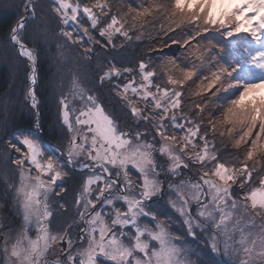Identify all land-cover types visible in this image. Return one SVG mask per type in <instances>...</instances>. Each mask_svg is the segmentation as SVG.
I'll return each instance as SVG.
<instances>
[{
  "label": "snow or ice",
  "instance_id": "snow-or-ice-1",
  "mask_svg": "<svg viewBox=\"0 0 264 264\" xmlns=\"http://www.w3.org/2000/svg\"><path fill=\"white\" fill-rule=\"evenodd\" d=\"M21 6L0 62L23 73L24 99L38 109L39 55L54 49L62 134L53 152L38 120L0 140V208L19 217L0 215V264H197L189 238L201 237L232 264H264V0ZM213 32L244 34L231 41L242 53L222 63ZM133 40L147 41L133 60L112 54ZM172 45L180 56L164 52ZM194 77L199 99H187ZM229 90L217 117L210 98ZM10 104L0 102V132ZM217 136L234 151L221 152ZM165 184L171 213L150 204Z\"/></svg>",
  "mask_w": 264,
  "mask_h": 264
},
{
  "label": "trees",
  "instance_id": "trees-1",
  "mask_svg": "<svg viewBox=\"0 0 264 264\" xmlns=\"http://www.w3.org/2000/svg\"><path fill=\"white\" fill-rule=\"evenodd\" d=\"M116 2V0H113ZM137 2H142V0H137ZM22 0H0V39H3L8 32V28L10 25L14 24L20 12H22ZM163 21H156V29H158L159 24ZM55 27V25H53ZM149 29H152L151 24H149ZM153 30V34H155V29ZM213 37L218 39L221 43H225L226 52L223 54L222 63L231 62L233 57L237 52L242 53V48L233 49L231 47V41L233 39H237L240 41V44H243L241 34L238 37H233V39L228 40L229 38L221 36L217 32H213L211 34ZM214 42H216L214 40ZM119 43V41H117ZM147 41H131L127 43V46L123 50H118L117 53H112L118 55V58H124L125 62L128 60H133L139 54H141L146 47ZM104 53H107L109 50L106 48L103 50ZM182 49H178V46L172 45L170 48H165L164 52L168 55H172L175 53L177 56H180ZM97 54L94 53V56ZM102 57V54H101ZM97 65L94 62L92 65L93 69H96ZM205 69H207V64L203 65ZM37 79L38 83L36 85L37 91V99L39 101L38 109H32L30 103L24 99L23 91L25 84L23 82V73H14L13 68L6 62H0V102H3L4 105L10 104V110L7 112V127L6 130L0 132V140L3 139H11L15 135H19L20 133H27L29 130L33 129L37 120L41 125L40 138L42 144L48 149L49 145L53 144L55 147H59L61 145V129L58 123L57 115H58V97L59 93L56 91V83H57V63L54 59V49L41 50L38 63H37ZM195 77L192 82L195 81ZM194 86L185 85V92L187 99H199L196 97H191L190 92L193 90ZM232 90H229L228 93H225L223 96L211 97L208 107L211 108L214 105H217L216 109L211 108L216 114H221L219 107H221L220 103H223L224 100H227V97L231 98ZM5 114V108L0 107V119L3 118ZM225 141L228 138H223ZM234 151V150H233ZM50 152V151H49ZM227 156V154H226ZM77 176H79V171L73 170ZM134 172V170H133ZM135 173V172H134ZM195 179V176L192 177ZM69 188L71 189V184H69ZM5 189L2 185H0V194H4ZM72 192L71 190L68 192L66 199L71 201ZM160 203V204H159ZM160 208L164 209V201L163 198L159 201ZM164 203V204H163ZM6 213L12 211L10 207H6ZM167 210V209H165ZM164 210V211H165ZM12 213V212H11ZM8 217L10 215L7 214ZM218 260V259H217ZM215 263L222 264H231L227 261H215Z\"/></svg>",
  "mask_w": 264,
  "mask_h": 264
},
{
  "label": "rangeland",
  "instance_id": "rangeland-1",
  "mask_svg": "<svg viewBox=\"0 0 264 264\" xmlns=\"http://www.w3.org/2000/svg\"><path fill=\"white\" fill-rule=\"evenodd\" d=\"M241 35V34H240ZM231 39H233V38H229L228 40H231ZM194 79V78H193ZM187 86H194L195 87V83L194 82H192V81H189L188 83H187ZM229 97H227V99H228ZM221 104V107H219L220 109H222L223 107H225L226 106V104H227V100H224L223 101V103H220ZM217 105H214L213 104V107H214V109H216L217 107H216ZM212 106H211V108H213ZM216 114V113H215ZM216 116L217 117H219L220 116V114L218 115V114H216ZM226 138H228L227 136H226ZM220 139L221 138H219L218 136H217V145L220 147V151L221 152H223L225 155L227 154H229L230 152H232L233 151V149H231V146H230V144H228V146L227 147H224V146H222V145H220ZM44 146V145H43ZM54 148H53V147ZM44 148L45 149H48V147L46 148L45 146H44ZM49 148H50V150H48V151H50V152H53L54 150H55V146L53 145V144H51V145H49ZM73 170H77L78 171V169H73ZM135 174V173H134ZM162 179H163V177H162ZM167 195H168V192H167V186H166V184H165V193H164V195L163 196H161V197H155V198H153V200L152 201H150V204L153 206V207H156V208H160V203H159V201H160V199L161 198H163V201H164V203H165V200H166V198H167ZM159 203V204H158ZM163 203V204H164ZM11 208V207H10ZM12 209V208H11ZM161 209V208H160ZM165 209H167V210H165ZM163 210H165L166 212H169V213H171V209L170 208H168L167 207V205H166V203L164 204V209ZM6 211H7V208H0V215H3V216H7V214L8 215H10V219L12 220V221H15V222H18L19 221V217H17L16 215H15V212H14V210L12 209V213L11 212H9V213H6ZM173 215H175L174 213H172ZM8 217V216H7ZM173 230L174 231H182V228H181V226L179 225V224H173ZM189 246L195 251V253L197 254V255H194L193 257H192V259L193 260H195V261H197V264H222V263H215V261H220L221 262V260L223 261H227V262H229V263H231L232 264V261L228 258V257H226V256H224L222 253H219V252H213L212 250H211V248H210V246L206 243V241L201 237V238H198V239H192V238H189ZM218 259V260H217Z\"/></svg>",
  "mask_w": 264,
  "mask_h": 264
},
{
  "label": "water",
  "instance_id": "water-1",
  "mask_svg": "<svg viewBox=\"0 0 264 264\" xmlns=\"http://www.w3.org/2000/svg\"><path fill=\"white\" fill-rule=\"evenodd\" d=\"M53 147V146H52ZM54 148V147H53Z\"/></svg>",
  "mask_w": 264,
  "mask_h": 264
}]
</instances>
